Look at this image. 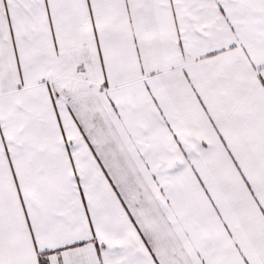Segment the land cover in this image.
Returning a JSON list of instances; mask_svg holds the SVG:
<instances>
[{"label": "snow or ice", "instance_id": "1", "mask_svg": "<svg viewBox=\"0 0 264 264\" xmlns=\"http://www.w3.org/2000/svg\"><path fill=\"white\" fill-rule=\"evenodd\" d=\"M0 264H264V0H0Z\"/></svg>", "mask_w": 264, "mask_h": 264}]
</instances>
